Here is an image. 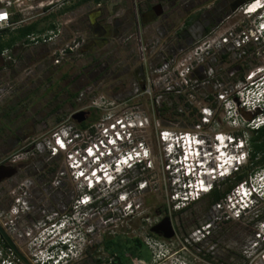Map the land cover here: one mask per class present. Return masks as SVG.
Masks as SVG:
<instances>
[{
    "label": "built area",
    "instance_id": "built-area-1",
    "mask_svg": "<svg viewBox=\"0 0 264 264\" xmlns=\"http://www.w3.org/2000/svg\"><path fill=\"white\" fill-rule=\"evenodd\" d=\"M76 1L0 0V39L27 26L28 15L48 14ZM243 13L253 16L251 24L242 28L222 29L219 24L210 27L185 54V60L189 61L179 74L187 84L196 68L201 69L207 78L215 77L213 62L217 59L234 61L251 57L256 60L249 65L244 64L247 67L241 75L233 70L234 66L230 67L227 74L234 80L229 85L224 86L219 80L214 84L218 108L223 111L226 123L236 128L237 133L218 131L210 138L202 135L200 129L202 125L210 124L213 112L211 107L203 106L196 131L160 130L161 172L167 184L165 209L168 214L186 209L229 181V190L210 205L207 219L188 232L185 243L195 245L197 253H212L221 226L245 221L254 214L255 229L243 241L241 252L244 264H264V217L259 213V208L264 206V166L254 167L250 162V132L264 127V1L247 2ZM61 33L60 27L42 34L32 32L15 45L22 47L50 42ZM132 38L138 58L132 98L117 101L100 97L91 100L74 112L88 109L100 111L97 121L85 119L82 126V122L78 123L71 114L50 133L33 139L28 144L29 148L26 145L7 156L3 165L17 168L16 174L8 180L17 176V165L21 160L39 157L48 161L62 159L60 168L55 170L51 187H30L33 181L27 177L16 187L12 183L11 187L22 191L23 196L15 199L11 218L19 213L17 204L28 209L25 197L30 196L32 189H39L41 212L45 219L38 234L31 236L29 230L27 232L29 244L20 249L26 261L4 245L0 231V264H70L90 236L99 234L100 229L102 234L112 233L114 230L109 229L110 225L113 228L125 225L130 228L131 222L137 223L140 228L142 221L149 229L159 219L141 216L142 196L153 184L146 175H156V160L142 137L150 126L149 117L140 104L130 103V100L153 95L157 103L162 94H179L180 91L166 82L160 94H153V87L159 85L154 81L155 74L168 71L169 61L163 58L152 67L148 53L156 42L154 45L144 42L140 29L123 40ZM82 42L74 40L68 48L77 51ZM54 55L53 62L61 63L67 56L66 48L58 49ZM12 64H16L12 47L3 48L0 51V101L13 91L10 80L12 69L9 67ZM88 90L86 88L79 93V103ZM242 173L245 176L235 181L236 175ZM64 180H68L72 187H61ZM0 230L8 236L14 233L12 221L4 219L1 211ZM134 238L148 248L152 262L131 257L127 264H211L210 261H196L195 257H190L192 254L178 258V252H168L170 245L151 235H136ZM160 248L166 254L158 261ZM165 258L170 262H165Z\"/></svg>",
    "mask_w": 264,
    "mask_h": 264
},
{
    "label": "rangeland",
    "instance_id": "rangeland-1",
    "mask_svg": "<svg viewBox=\"0 0 264 264\" xmlns=\"http://www.w3.org/2000/svg\"><path fill=\"white\" fill-rule=\"evenodd\" d=\"M247 2L249 1L102 0L96 4L92 0H77L48 14L28 15V24L33 23L41 30L46 28L45 31L36 28L34 33L55 31L57 27L61 28L62 33L50 42L22 46L15 53L18 55H15L16 64L9 66L12 69L10 80L13 91L0 101V164L6 163L10 153L18 152L38 136L50 133L75 110L87 105L91 100L100 97L117 101L132 98L131 89L135 81L138 58L133 38L128 41L123 39L140 29L144 42L151 45L156 42L155 47L148 53L152 67L163 58L169 61L168 71L155 74L154 81L159 82V85L153 87V94H160L166 82L180 91L179 94H162L157 103L154 102L153 95L130 100V103L140 104L149 117L150 126L142 137L156 160V175H146L153 184H150L149 187L152 188L142 196L141 216L150 219L168 216L173 221L175 236L169 240H157L170 245L172 251L179 249L176 254L178 258L195 253L190 257H195L196 261L202 263L210 261L211 264H244L241 246L255 229L254 214L245 221L230 222L221 226L212 253H197L195 245L185 243L188 231L207 219L209 199L203 197L184 210L167 213V184L161 172L163 155L159 132L163 128L196 131V123L200 122L202 117L200 109L209 106L213 110L212 117L210 124L202 125V135L210 138L218 131L237 133L236 128L226 123L223 111L218 108L214 98V84L219 80L224 86L229 85L234 80L227 74L230 67L234 66L233 70L241 75L244 72L243 67L246 68L247 64L256 60L251 57L234 61L217 59L213 62L215 77L207 78L201 69L196 68L191 76L189 75L190 80L187 78V84L179 74L189 61L185 60V54L205 33L206 28L215 24H219L222 29L242 28L251 24L253 16L243 13ZM157 5L162 9L161 15L144 23L143 15L148 11L150 13V9ZM150 6L152 7L149 8ZM92 20L96 23L93 29L89 26ZM17 32L18 30L8 33L0 39V42L5 44L4 48H11L22 39L18 37ZM10 39H14V43L8 46L6 42ZM74 40L83 41L77 51L68 48L73 45ZM60 48H66L67 56L61 63L55 64L54 52ZM237 67L240 69L237 70ZM158 74L161 76L158 77ZM86 88L89 90L79 103L78 95ZM87 111L86 120L89 121H97L101 115L100 111L94 109ZM252 134L253 132H250V135ZM29 147L28 145L26 148ZM61 159L62 157H59L48 161L39 157L21 160L17 165V176L13 180L5 179L0 183V187H11L12 183L16 187L18 182L26 177L33 181L30 187H51L55 170L61 166ZM26 166L27 169L24 170ZM227 184L230 182L222 184L219 189H225ZM61 187H72V184L64 180ZM259 213L264 217V206L259 208ZM130 224V228L126 225L113 228L110 225L109 229L112 228L114 232L102 234L100 229L99 234L90 237L99 243L103 237H109L108 248L120 252L124 264L128 263L131 257L152 262V254L150 255L148 248L144 244L136 243L134 238L136 235H150L148 225L145 221H142L140 228L137 223ZM28 242L22 244L18 241V244L25 248ZM163 254H166V251L160 248L156 259L159 261ZM169 259L165 258L166 261H163L170 262Z\"/></svg>",
    "mask_w": 264,
    "mask_h": 264
},
{
    "label": "flooded vegetation",
    "instance_id": "flooded-vegetation-1",
    "mask_svg": "<svg viewBox=\"0 0 264 264\" xmlns=\"http://www.w3.org/2000/svg\"><path fill=\"white\" fill-rule=\"evenodd\" d=\"M151 10L152 8L150 9V11ZM146 14H149V11L143 16H145ZM95 25L96 23L94 22V20H92L89 24L91 29H93ZM92 49L93 47H91L90 50ZM14 188L15 187H0V211L3 213L4 219H10L12 221L14 233L13 235L8 236L3 230L0 231L4 239V245L11 248L15 254L20 255L22 259L26 261L22 254V251L20 250L21 247L19 246L18 241L22 244L27 243V241L29 240V237L27 235L28 230L31 236H35L41 231V228L43 226L41 222L45 219L44 213L41 212V190L32 189L30 192V196L28 195V197H25L28 202V209L23 208L21 205L17 204L19 213L18 215L11 218L10 211L12 207L16 205L15 199L18 196H23L22 191ZM48 210L50 209L48 208ZM166 217L167 216L154 221L153 224L149 227L148 234H150L153 238L159 240H169L173 238L175 236V225L169 217L167 218H169L168 220L170 226L174 231L172 237L165 238L163 231L157 225L162 221V219ZM155 226H157V232H152L151 228ZM93 239V237H90L88 239L82 250H80V252L70 262V264H124L121 253L118 251H111L110 248H108L107 243L110 241L109 237H103L100 243L94 241ZM135 242L141 244L140 240L135 239ZM170 250L172 251V247L170 248ZM175 251L178 252L179 249L173 250L172 252Z\"/></svg>",
    "mask_w": 264,
    "mask_h": 264
},
{
    "label": "trees",
    "instance_id": "trees-1",
    "mask_svg": "<svg viewBox=\"0 0 264 264\" xmlns=\"http://www.w3.org/2000/svg\"><path fill=\"white\" fill-rule=\"evenodd\" d=\"M86 1V0H85ZM94 3L98 4L102 0H92ZM150 6L149 8H151ZM23 29V30H22ZM36 29V25L31 23L28 24L27 26L21 28L18 30V32L21 31V34L18 33V37L20 36H25L27 34H30L31 32H34ZM209 28H206L205 32L208 31ZM14 43V39H10L9 42H6V45H11ZM5 44L0 42V51L4 48ZM245 68V67H243ZM80 125L84 126L85 123L82 122ZM250 143H251V162L254 167L258 166H264V127L259 128L256 131H253V134L250 137ZM245 176V173L238 174L235 177V181H238L242 179ZM230 184L226 185V188L223 190L220 189H214L211 193H209L207 196L209 199V204L211 205L214 201H217L219 198H221L230 188Z\"/></svg>",
    "mask_w": 264,
    "mask_h": 264
},
{
    "label": "water",
    "instance_id": "water-1",
    "mask_svg": "<svg viewBox=\"0 0 264 264\" xmlns=\"http://www.w3.org/2000/svg\"><path fill=\"white\" fill-rule=\"evenodd\" d=\"M248 1H251V0H248ZM161 13H162V9L160 5L154 6L152 7V11L149 14H147V16H143L142 21L144 23L150 22L154 20L156 17H158L159 15H161ZM87 115H88L87 111L79 110V111L73 112L71 117L74 120H76L78 123H81L86 119ZM16 172H17L16 167L0 164V183L4 181L5 179H8L11 176H13ZM168 219L169 218L166 217L162 219V221L159 224H157L160 227V229L163 231L165 238L172 237L174 233L173 229L170 226ZM156 227L157 226L151 228V231L157 232Z\"/></svg>",
    "mask_w": 264,
    "mask_h": 264
},
{
    "label": "crops",
    "instance_id": "crops-1",
    "mask_svg": "<svg viewBox=\"0 0 264 264\" xmlns=\"http://www.w3.org/2000/svg\"><path fill=\"white\" fill-rule=\"evenodd\" d=\"M37 28V27H36ZM45 28V27H44ZM38 29V28H37ZM23 30V29H22ZM38 30H41V29H38ZM43 31H45L46 30V28L45 29H42ZM41 30V31H42ZM17 33H19V34H21V31L20 32H17ZM32 33V32H31ZM21 38H23L24 36H20ZM12 49H13V51H14V53H16V51L17 50H19V49H21V47L20 46H16L15 45V43L13 44V46H12ZM20 52V51H19ZM21 54V53H20ZM20 54H19V56H20ZM15 55H17V54H15ZM18 56V55H17Z\"/></svg>",
    "mask_w": 264,
    "mask_h": 264
},
{
    "label": "bare ground",
    "instance_id": "bare-ground-1",
    "mask_svg": "<svg viewBox=\"0 0 264 264\" xmlns=\"http://www.w3.org/2000/svg\"><path fill=\"white\" fill-rule=\"evenodd\" d=\"M260 2H263L264 0H259Z\"/></svg>",
    "mask_w": 264,
    "mask_h": 264
}]
</instances>
